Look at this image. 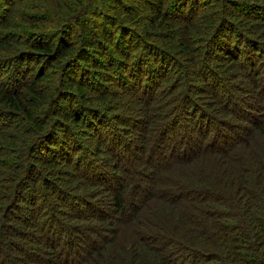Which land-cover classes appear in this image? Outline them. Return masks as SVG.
Returning <instances> with one entry per match:
<instances>
[{"label":"trees","instance_id":"1","mask_svg":"<svg viewBox=\"0 0 264 264\" xmlns=\"http://www.w3.org/2000/svg\"><path fill=\"white\" fill-rule=\"evenodd\" d=\"M263 66L264 0H0V264H264Z\"/></svg>","mask_w":264,"mask_h":264},{"label":"rangeland","instance_id":"2","mask_svg":"<svg viewBox=\"0 0 264 264\" xmlns=\"http://www.w3.org/2000/svg\"><path fill=\"white\" fill-rule=\"evenodd\" d=\"M264 67V66H263ZM263 69V68H262ZM8 70H6L4 74H7ZM165 92L161 93L160 95L164 94ZM169 96V95H168ZM164 97V96H163ZM264 97V96H263ZM162 99V97H161ZM200 106L205 109L208 110V108H206L202 103H200ZM255 112V111H254ZM256 115H260L259 119H262L264 116V111L260 114L259 112H255L254 116ZM203 115L200 114L199 112H197V110L193 111L190 113V115L184 116V120L180 123V126L178 128V135L177 136H172V135H168L166 137V142L164 144V146H166V149H164L165 153H169L172 146L177 145L178 149L180 148V150H178V152H186L188 149H192V144L194 145L193 141L197 138L200 137V133L202 130H204L205 135L207 136L209 133V137L208 139L210 140L212 137L216 138L214 136L215 133H217L219 130H222V132L226 133L223 128L226 126H223L222 124H218L216 125L215 121H213L212 123L209 120H205L203 119ZM192 122V126L195 124V131H191L188 130V128L186 127V123H191ZM246 127H248L250 125L249 122H246ZM237 124H240L239 122H237ZM243 124H241L242 126ZM191 126V129H192ZM227 128V127H226ZM228 129V128H227ZM244 129V128H243ZM217 130V131H216ZM238 132V133H237ZM234 136L236 135H242L240 129H238ZM226 134L229 135V133L227 132ZM218 135V134H217ZM219 137V136H218ZM230 137V135H229ZM231 142V141H230ZM191 146V147H190ZM126 153V152H125ZM161 163L160 158L157 156L155 161H154V166H157ZM148 167H150V165H148ZM164 175H166V173H163Z\"/></svg>","mask_w":264,"mask_h":264}]
</instances>
